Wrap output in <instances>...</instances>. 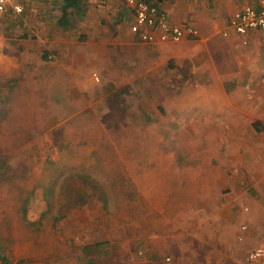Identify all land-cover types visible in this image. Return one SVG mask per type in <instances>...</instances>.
Segmentation results:
<instances>
[{
	"label": "rangeland",
	"instance_id": "374dc122",
	"mask_svg": "<svg viewBox=\"0 0 264 264\" xmlns=\"http://www.w3.org/2000/svg\"><path fill=\"white\" fill-rule=\"evenodd\" d=\"M28 1L11 18L22 30L10 31L22 40L24 64L18 78L0 81V122L9 121L0 125V251L9 264H65L72 254L81 264L79 249L91 238L107 253L137 250L151 228L177 232L181 218H202L199 232H212V264L239 261L242 252L216 238L232 223L237 243L248 197L264 203V153L258 174L254 159L234 154L230 179L225 130L212 139V112L207 104L202 112L198 83L174 90V80L146 73L143 52L135 69L124 66L109 79L65 56L48 61L55 52L46 29L62 0ZM17 120L23 125L11 126Z\"/></svg>",
	"mask_w": 264,
	"mask_h": 264
},
{
	"label": "crops",
	"instance_id": "0c3cea01",
	"mask_svg": "<svg viewBox=\"0 0 264 264\" xmlns=\"http://www.w3.org/2000/svg\"><path fill=\"white\" fill-rule=\"evenodd\" d=\"M24 1L26 3L23 13L29 5L28 0ZM80 1L79 12L73 14L70 26H59L60 8L56 20L47 27L48 32L53 31L49 45L55 52L53 55H47L48 61L55 60L57 55L65 56L74 61V67L80 62L84 64L86 74L94 71L99 73L102 79H109L119 70L123 71L121 68L124 66L128 67L126 70L135 69L138 57H141L140 53L143 52L146 73L163 75L168 82L174 80V90L180 89L179 84L183 81L199 84V92L195 95L200 97L202 107L207 104L210 113L212 112V128L215 129L212 139L216 136L217 129L225 130L224 159L231 161V164L227 165L229 178L235 174L232 171L233 161L237 160L239 153L242 160L254 159L252 167L255 168L254 174H258L257 165L261 157L259 155L264 153V52L260 49L264 42V30H248L244 35H239L227 25L229 17L237 9L257 0L164 1L158 6L166 12L169 20L176 25L196 28L198 37L183 38L179 42L157 43L144 42L132 35L129 24L133 16L124 0ZM18 16L0 15L1 84L7 79L18 78L19 69L24 64L25 50H20L19 53L22 40L15 38L18 35L13 37L10 34V31L17 33L19 29L22 30L11 20ZM6 18L10 20L6 22ZM225 31L227 34L223 35ZM49 55L52 57L48 58ZM73 68L71 72L75 76L82 69ZM132 73V77H135V71ZM48 78L52 79L51 76ZM5 89L2 87V94L7 96ZM1 110L6 111L3 104ZM202 112L209 113L206 106ZM7 119L8 117L1 118L0 125H7ZM15 122L11 126L23 125L22 121ZM248 181L259 189L262 186V182L256 183L257 180ZM253 200L254 197L251 196L246 200L250 213L244 216L248 224L244 240L239 242L236 239L238 242H233L232 223L222 228V233L216 238L224 241L227 246L233 243L232 250L236 253L242 252L239 261L233 264H243L246 252L261 245L264 240V203L259 204ZM238 202L244 203L243 200ZM243 209L248 210L247 206ZM181 220L182 226L177 232L165 233L151 228L144 240H136L139 243L137 250L121 248L116 251L109 248L107 253L108 247L97 244L100 240L94 243L95 239H86L79 249L83 261L81 264H212L214 254L212 258L208 255L212 251V232L205 234L199 232L198 228L203 219ZM216 232L213 231V234ZM70 241L72 242L71 238ZM102 249L106 255L101 253ZM206 255L208 256L203 261L202 258ZM0 258L3 260L2 264H9L7 251H3V254L0 251ZM73 259L72 254L70 262L65 264H74ZM24 264H51V260L47 263ZM256 264H264V260L260 259Z\"/></svg>",
	"mask_w": 264,
	"mask_h": 264
},
{
	"label": "built area",
	"instance_id": "2783aa9c",
	"mask_svg": "<svg viewBox=\"0 0 264 264\" xmlns=\"http://www.w3.org/2000/svg\"><path fill=\"white\" fill-rule=\"evenodd\" d=\"M130 8L133 19L129 24L132 35L148 43L179 42L183 38L198 37V30L188 25L172 23L166 12L161 8L143 0H124ZM25 3L22 0H0V15H21ZM227 25L239 35H244L248 30H264V0L247 3L237 9L228 19ZM227 32H223L226 35ZM210 39V38H208ZM246 43V42H244ZM52 56L49 55L48 58ZM95 80H99L97 73H92ZM246 224H241L236 239L244 240ZM264 260V240L261 245L246 252L243 264H256ZM1 263V260H0Z\"/></svg>",
	"mask_w": 264,
	"mask_h": 264
},
{
	"label": "trees",
	"instance_id": "16d2710c",
	"mask_svg": "<svg viewBox=\"0 0 264 264\" xmlns=\"http://www.w3.org/2000/svg\"><path fill=\"white\" fill-rule=\"evenodd\" d=\"M147 3H151L153 5H158L167 0H143ZM81 1L80 0H63V4L61 6V14L58 19V24L61 27L70 26V19L72 18L75 12H79Z\"/></svg>",
	"mask_w": 264,
	"mask_h": 264
}]
</instances>
